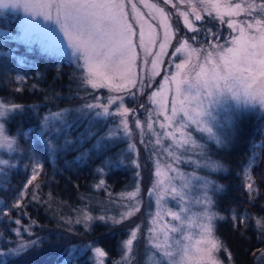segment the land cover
Masks as SVG:
<instances>
[{
	"label": "snow or ice",
	"instance_id": "obj_1",
	"mask_svg": "<svg viewBox=\"0 0 264 264\" xmlns=\"http://www.w3.org/2000/svg\"><path fill=\"white\" fill-rule=\"evenodd\" d=\"M0 9L23 10L28 17L16 35V29L0 19V77L7 78L12 61L26 63V57L16 55L15 49H5L9 42L27 45L31 51L30 32L58 38L52 55L74 66L76 75L70 76V84L75 82L85 92L74 111L92 117L89 127L73 137L80 122H69L72 110L40 116L36 105L0 98V148L22 153V158L0 156V193H14L10 202L0 195V216L8 217L4 223L19 226L14 230L18 243L7 252L0 251V257H22L42 243L39 237L25 240L23 234L30 232V226L25 227L22 218L28 215L29 204H48L39 195L37 181L46 175L43 161L61 153L78 154L65 162L66 170L72 164L100 161L93 170L94 186L105 191V177L113 167L130 165L136 170L132 190L111 201L123 210L110 214L107 207L90 209L85 204L74 209L76 217L65 221L83 225L89 232L99 226L128 228L121 259L115 264H133L134 241L141 237L155 250L153 264H226L221 254L230 261L232 253L217 235L219 222H230L241 235V229L254 227L264 244V216L235 209L222 215L216 210L218 199L228 189L211 177L229 169L213 159L218 153L210 147L224 150L243 140L250 134L252 114L264 121V0H160L159 4L149 0H0ZM216 25L226 26L228 34L223 35ZM25 79L15 76L16 92L24 90ZM101 89L109 94L102 95ZM129 99L135 107L126 105ZM26 120L36 122L27 131ZM9 121L16 122L17 136L8 135ZM260 127L264 134V125ZM135 130L138 141H134ZM20 139L30 141L27 148L21 147ZM126 140L127 149L116 151ZM41 143L42 149L33 148ZM137 143L152 161L148 196L155 197V210L143 226H129L126 222L142 206L143 165ZM256 159L253 154L243 171L250 202L261 196L250 171ZM21 166L27 173L25 181L13 189V170ZM14 211L19 213L15 219ZM100 243L67 246L62 264H75L84 250L92 253V264H107L108 253ZM260 258L264 259V249Z\"/></svg>",
	"mask_w": 264,
	"mask_h": 264
},
{
	"label": "trees",
	"instance_id": "obj_2",
	"mask_svg": "<svg viewBox=\"0 0 264 264\" xmlns=\"http://www.w3.org/2000/svg\"><path fill=\"white\" fill-rule=\"evenodd\" d=\"M4 19V24L9 19L7 21L9 26L15 29L16 21L11 16ZM7 48L15 49L16 55L25 56L26 63L18 64L15 61L10 63L7 78L0 77V98L25 105H36V110L40 116L63 109L72 110L68 113L69 122L71 123L73 119L80 122L78 129H73V137L79 132H84L89 127V121L92 120V117L91 115L83 117L74 111L83 102L80 97L85 95L84 90L78 88L75 82L70 84V76L76 75L74 66H70L66 58L61 59L58 56L43 54L35 47H31V51H28L27 45L17 41L9 42L5 46V49ZM37 71L39 75L36 74ZM58 73L59 77L57 78ZM16 75L26 76L22 92L15 91V88L19 86L14 80ZM9 81H12V83ZM34 84L36 88L32 89ZM89 91L91 90L89 89ZM99 92L105 96L104 91L99 90ZM86 99L91 102V97ZM249 120L250 134L234 146L217 150L215 146L210 145L213 152L218 153L213 155V158L217 157L229 169L228 173L213 174L211 177L218 183L226 185L228 189L226 195L217 201L216 210L222 215H228L231 210L235 209L237 213L247 212L257 218L264 216V148H256V145L264 139L260 127L264 125V122L258 120L257 114L250 115ZM35 123V121L26 120L25 131L28 130V126L34 127ZM100 123H107V121L101 120ZM6 127L9 130V136H17L16 122L9 121ZM17 138L19 139V137ZM29 142L20 139L22 148H27ZM127 143V140L122 142L116 151L127 149ZM33 148L42 149L43 144H33ZM255 152H257V159L251 167V175L261 196L250 202L244 184L243 171ZM76 155L78 154L65 155L61 153L55 159L43 161L46 175L40 177L37 182L40 183L39 195L43 200L48 201V204H37L35 202L29 204L27 208L28 215L22 218V224L25 227L30 226V232L23 234L25 240L39 237L42 243L36 250L22 257H0L4 264H62L61 257L67 246L80 245L82 242L87 243L93 240L101 241L98 246L108 253L107 264H115L120 259L122 255L121 244L128 237V228L122 226L119 229L110 230L107 227L99 226L94 227L93 231L89 232L84 229L83 225L67 224L65 221L68 218L76 217L77 213L74 209L83 207L85 204L90 209L107 207L110 214H116L119 205L113 204L111 201L120 200L122 192L132 189L136 180V170L130 165L113 167L105 177L107 184V191H105L103 188L97 189L94 186L97 178L93 170L100 164V161H96V163L88 161L86 166L72 164L70 170L65 169V162H71ZM2 157L22 158V153L4 152ZM24 162L27 163V161ZM141 164L143 165V192L146 193L152 178L151 163L147 159L143 148H141ZM26 175L23 166L18 171L13 170L10 180L13 189H18L24 183ZM109 193H111V198ZM0 195H6L9 202L14 199L13 191L6 194L0 193ZM18 215V211H14L12 218L15 219ZM7 220L8 217L0 216V251L4 252L14 248L19 241V237L16 236L14 231L19 226L14 223L3 222ZM140 220L141 217L139 216V218H132L126 223L129 226H134ZM217 227V235L220 236L232 253L231 264L258 263L260 249H264V244L260 243L254 227L247 230L241 229L243 235L240 232H235L231 228L230 222H219ZM68 229L73 231L70 232ZM222 255L224 257L225 254ZM91 257L92 253L84 250L79 253L75 264H92ZM138 262L139 256L135 258L133 264H140Z\"/></svg>",
	"mask_w": 264,
	"mask_h": 264
},
{
	"label": "rangeland",
	"instance_id": "obj_3",
	"mask_svg": "<svg viewBox=\"0 0 264 264\" xmlns=\"http://www.w3.org/2000/svg\"><path fill=\"white\" fill-rule=\"evenodd\" d=\"M149 2L150 3H157V4H159L160 3V0H149ZM160 6H163V5H160ZM167 8H170V6H167ZM167 8H166V10H167ZM143 10L144 11H153V12L156 11L155 9H143ZM157 15H158V13H157ZM9 16H11L12 19H14L16 21L15 26H14L15 29H16V31L13 32V34L16 35V34H18V32L20 30L21 21L27 19L28 17L25 16L23 10L0 9V19L5 20L4 18H8ZM7 21H6L5 25H8L9 26V24H8ZM41 22L42 23H50V22H46V21H43V20ZM215 27H220L221 30H222V34L223 35L226 36L228 34V31L229 30L226 28V26L216 25ZM215 27H214V30H215ZM58 31H59V29L57 28V32ZM60 35L62 36V33ZM28 38L32 41L31 47L37 48L43 54L55 56V55H52V54H55V49H56V46H57V39L58 38L57 39L50 40L49 37L47 35L43 34V33H31V32L28 34ZM169 51H170V49H169ZM158 78L159 77H157V79ZM101 91H104L105 92V96H107L109 94L106 89H101ZM141 100H142V98H141ZM126 105L128 107H135V104L130 99L129 100H126ZM140 118L143 120L144 119V115L141 114ZM263 136H264V134H263ZM138 139H139L138 130H135L134 131V141H138ZM127 142L129 143V141H127ZM128 143H127V145H128ZM261 143H264V139L262 141H260L256 145V148L257 149H260L261 148L260 147V144ZM137 148L140 150V161H141V148L144 149V147H143V145H140L139 143H137ZM4 152L11 153L13 151H9V150H7L5 148H0V156H2V154ZM148 155H149V153L146 152L147 159H148ZM255 155H257V152H255ZM215 159L218 160L217 157ZM150 163H151V178H152V181H153V176H152V161H150ZM254 163H255V161H254ZM254 163L252 164V166L254 165ZM184 170L185 171H191L190 168H185ZM250 171H251V169H250ZM201 174H203V173H201ZM141 175H142V179H143L142 169H141ZM142 179L140 181V189H141L140 195L142 197V201H141V203H142L141 211L139 213H137L132 218H136V217L139 218V216H140L141 217V220L138 221V223H142V226H143V224H146L147 223L149 213L155 210V205H154L155 197H153V198L150 199L149 196H148V190L151 187L152 181H151V184H150L148 190L146 191V193H144L143 192V186H142ZM133 186H132V188H133ZM131 190L132 189H129V190H126V191H131ZM126 191H124V192H126ZM124 192H122V193H124ZM150 205H151V207H150ZM121 210H123V209L119 205V209H118L117 213L119 211H121ZM193 211L196 212V211H198V209L194 208ZM113 212L115 213V211H113ZM127 238L128 237H126V239ZM126 239H124V240H126ZM154 252H155V250L150 245H147L146 244V242L143 239V237H141L138 242L137 241H134V254H135V258L137 256H139V262L138 263H140V264H153V261L156 258L154 256ZM221 258L225 260L226 264H231V260L228 261L226 255H224V257H223V255L221 254ZM120 259H121V257H120ZM120 259L117 260V261H120ZM257 264H264V259H261L260 258V255H259L258 263Z\"/></svg>",
	"mask_w": 264,
	"mask_h": 264
}]
</instances>
